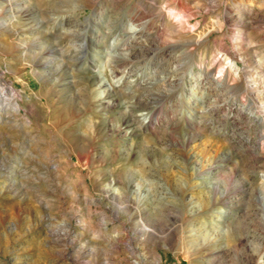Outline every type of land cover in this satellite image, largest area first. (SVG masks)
I'll return each mask as SVG.
<instances>
[{
	"label": "rangeland",
	"instance_id": "rangeland-1",
	"mask_svg": "<svg viewBox=\"0 0 264 264\" xmlns=\"http://www.w3.org/2000/svg\"><path fill=\"white\" fill-rule=\"evenodd\" d=\"M9 86L0 264H264V0H0Z\"/></svg>",
	"mask_w": 264,
	"mask_h": 264
},
{
	"label": "bare ground",
	"instance_id": "bare-ground-1",
	"mask_svg": "<svg viewBox=\"0 0 264 264\" xmlns=\"http://www.w3.org/2000/svg\"><path fill=\"white\" fill-rule=\"evenodd\" d=\"M247 80L249 81L248 85H250V87H253L254 86L253 85L254 84V78L251 74L247 75ZM1 87L4 88V86H1ZM18 95H19L18 92H16L15 89H13L10 86H9L6 93H3V91H1V93H0V119L2 118V113H4V112L8 113L9 110L10 111H16L17 110V108L19 107V104H18L16 97ZM257 107H258L259 111L261 112V115H263L264 114V105L262 103H258ZM263 119H264V117H263ZM252 120H253V118H252Z\"/></svg>",
	"mask_w": 264,
	"mask_h": 264
}]
</instances>
